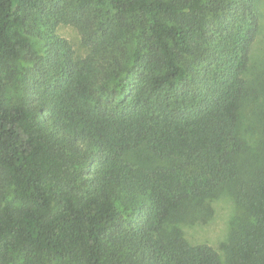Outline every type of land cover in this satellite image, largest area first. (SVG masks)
<instances>
[{
    "label": "trees",
    "instance_id": "obj_1",
    "mask_svg": "<svg viewBox=\"0 0 264 264\" xmlns=\"http://www.w3.org/2000/svg\"><path fill=\"white\" fill-rule=\"evenodd\" d=\"M260 23L259 0H0V264H222L168 223L223 190L227 264H264Z\"/></svg>",
    "mask_w": 264,
    "mask_h": 264
},
{
    "label": "rangeland",
    "instance_id": "obj_2",
    "mask_svg": "<svg viewBox=\"0 0 264 264\" xmlns=\"http://www.w3.org/2000/svg\"><path fill=\"white\" fill-rule=\"evenodd\" d=\"M259 11L260 30L252 44L248 70L249 77L256 82L254 83L256 93L244 102L241 110V131L249 145L254 148L255 145L260 144L261 138L264 136V88L258 84L262 71L264 77V0H259ZM56 33L71 43L77 55L86 52L81 43L80 33L75 26L60 24ZM11 66L14 67L12 69L16 73L8 91L16 94L17 89L13 91L11 87L14 85L16 88L18 84L20 86L27 64L20 58L12 62ZM189 204L194 209H191L189 213L185 211L178 218L171 219L168 226L178 227L182 231L184 239L191 245L205 243L212 246L219 253L222 264H227L223 244L227 241L230 231L237 228L236 223L245 217L244 211L224 190L220 191L218 196L205 200L200 205L193 201ZM188 207L186 206V210Z\"/></svg>",
    "mask_w": 264,
    "mask_h": 264
}]
</instances>
